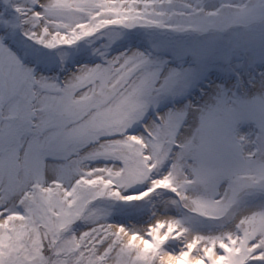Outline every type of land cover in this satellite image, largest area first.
<instances>
[{"label": "snow or ice", "instance_id": "obj_1", "mask_svg": "<svg viewBox=\"0 0 264 264\" xmlns=\"http://www.w3.org/2000/svg\"><path fill=\"white\" fill-rule=\"evenodd\" d=\"M0 264H264V0H0Z\"/></svg>", "mask_w": 264, "mask_h": 264}]
</instances>
